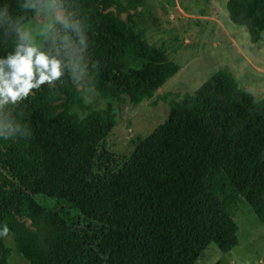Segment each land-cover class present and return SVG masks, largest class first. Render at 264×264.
Listing matches in <instances>:
<instances>
[{
	"label": "trees",
	"instance_id": "trees-1",
	"mask_svg": "<svg viewBox=\"0 0 264 264\" xmlns=\"http://www.w3.org/2000/svg\"><path fill=\"white\" fill-rule=\"evenodd\" d=\"M48 1L61 19L79 22L88 74L77 84L66 70L51 86L0 108V121L12 127L0 140V224L23 259L195 264L210 242L222 252L238 243L240 198L264 226V97L243 90L224 65L184 92L148 135L132 138L128 152L114 154L106 137L115 115L109 106L88 107L86 93L136 105L182 63L135 21L131 10L141 0H91L84 10L76 0H0V10L21 27ZM226 8L252 45L264 39V0H227ZM64 34L74 30L57 23L40 47L60 45ZM17 42L19 31L0 24V56ZM59 200L81 216L73 220L49 203ZM4 238L0 264H9Z\"/></svg>",
	"mask_w": 264,
	"mask_h": 264
},
{
	"label": "rangeland",
	"instance_id": "rangeland-1",
	"mask_svg": "<svg viewBox=\"0 0 264 264\" xmlns=\"http://www.w3.org/2000/svg\"><path fill=\"white\" fill-rule=\"evenodd\" d=\"M90 1L76 0V5L84 10ZM226 1L141 0L131 10L145 36L152 42L163 43L170 57L182 66L151 98L136 105L86 93L88 107L109 106L115 115L106 137L110 152H128L132 138L148 135L164 122L168 108L184 92H193L224 65H228L243 90L256 99L264 97V39L252 45L247 29L229 20ZM40 9L36 17L20 27L38 47L44 44L49 26L56 25L62 16V11L51 1ZM19 34L23 39L22 32ZM49 203L60 207L73 220L81 216L77 207L64 201ZM233 219L237 224L238 243L230 251L222 252L210 242L195 264H264V226L243 198L239 199ZM4 242L9 248V264H29L16 251L11 235Z\"/></svg>",
	"mask_w": 264,
	"mask_h": 264
},
{
	"label": "clouds",
	"instance_id": "clouds-1",
	"mask_svg": "<svg viewBox=\"0 0 264 264\" xmlns=\"http://www.w3.org/2000/svg\"><path fill=\"white\" fill-rule=\"evenodd\" d=\"M23 7L35 8L36 3H25ZM6 21L16 31L22 32L23 39L11 51L0 56V108L23 100L31 90L40 88L42 84L51 86L54 81L61 79L66 70H71L75 83L85 81L82 78L88 74V69L81 53L87 47V42L78 21H70L67 17L58 18V23L74 30V36L64 34L60 37L61 44L48 50L34 44L30 35L19 27L18 21L13 23L7 9L0 10V24ZM47 31H51V26ZM75 40H78V46L74 43ZM11 132V125L0 121V140H7ZM25 133H30L27 126ZM8 234L7 224H0V237Z\"/></svg>",
	"mask_w": 264,
	"mask_h": 264
}]
</instances>
